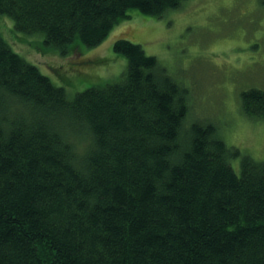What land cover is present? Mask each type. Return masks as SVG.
I'll list each match as a JSON object with an SVG mask.
<instances>
[{"label": "trees", "instance_id": "16d2710c", "mask_svg": "<svg viewBox=\"0 0 264 264\" xmlns=\"http://www.w3.org/2000/svg\"><path fill=\"white\" fill-rule=\"evenodd\" d=\"M184 1L0 0V15L68 55ZM113 50L122 78L70 99L0 32V264H264V161L188 123L187 91L141 45ZM240 98L264 118L263 90Z\"/></svg>", "mask_w": 264, "mask_h": 264}, {"label": "rangeland", "instance_id": "374dc122", "mask_svg": "<svg viewBox=\"0 0 264 264\" xmlns=\"http://www.w3.org/2000/svg\"><path fill=\"white\" fill-rule=\"evenodd\" d=\"M129 15L99 45L68 55L44 49L39 36L16 34L7 16L0 15V32L70 99L122 78L126 59L113 50L117 39L139 44L187 91L188 123L212 124L240 156L264 161V118L247 117L240 98L250 88L264 91V0H185L162 17ZM238 160L231 159L237 173Z\"/></svg>", "mask_w": 264, "mask_h": 264}]
</instances>
